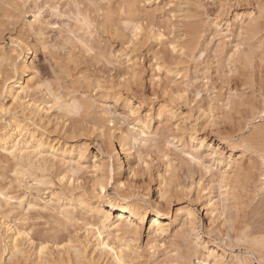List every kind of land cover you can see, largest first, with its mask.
Segmentation results:
<instances>
[{
    "label": "bare ground",
    "instance_id": "1",
    "mask_svg": "<svg viewBox=\"0 0 264 264\" xmlns=\"http://www.w3.org/2000/svg\"><path fill=\"white\" fill-rule=\"evenodd\" d=\"M3 1L0 26L6 12L24 19V4L21 6L17 0L9 4L7 0ZM72 1L77 6L75 27L70 26L67 30L59 28L60 39L54 43L47 37V24L40 10L34 13L33 20L22 22L23 33L33 35L42 44L52 68V78L39 74L38 67L33 64L34 58L28 57L35 51L24 40L16 43L20 51L16 50L17 46L11 49L13 54L5 48L0 50V74L4 73L7 77L2 81L4 84L0 86V92H7L17 108H11L13 114L9 120L0 121V264H145L141 259L140 242L149 219L147 240L150 243L158 242L172 232L175 222L179 223V227L174 229L173 234L182 240L175 244L170 254L155 259L153 264H193L194 256L200 264H230L224 253L203 238L194 208L177 207L171 214L173 198L185 192L175 183L178 156L167 158L169 163L166 168L169 173L171 171L169 176L157 172L158 202H150L146 194L139 190L142 188L134 185L133 179H136L141 167L148 165L144 153L152 152L161 144L167 153L174 149L182 156L187 155L183 161L187 160V164L196 167L205 176L206 184L199 185L203 178L200 177L198 191L204 198L207 214L219 217L227 224L223 235L230 239L233 246L243 245L245 248V253L235 254V261L249 264L256 257L260 264H264L263 231L251 233L248 224L243 230L235 226L240 215L237 191L252 175L251 160L246 164L244 159L246 154L259 159L261 168L255 190H264V134L260 136L258 133L257 140L254 136L256 141H253L251 137L235 139L220 131L221 142L230 150L227 155L219 145L215 147L207 141L210 136L202 135L197 129L200 123L189 119L192 118L187 116L189 112L183 116V123L171 122L174 118L178 119L177 99L184 98V104L190 110L195 107L199 112L197 116H205L204 121L212 123L211 126L230 119L232 111L238 107L249 105V96L236 88L228 86L229 92L227 95L223 93L224 97L217 92L214 78L209 72H204L200 64V69L194 72L186 65L192 57L195 56L198 61L209 52H214L216 58L220 56L222 41L233 30L230 28L233 23L230 25L227 20L224 24L214 19L203 28L199 21L190 18L191 15L181 12L187 9L184 6L188 0L167 2L168 5L174 3L173 8L184 13L180 14L181 19L178 17L181 28L175 36L176 41L173 40V49L187 60L184 62L182 57L172 54L173 60L179 61H171L172 58L167 61L165 55L159 56L157 51L151 59L156 60L157 66L164 67L167 76L174 75L175 81L169 79H173L175 84L176 78L182 80L187 90L189 85L200 80L197 95L205 91L210 97L192 98L193 102L196 100L193 106L190 96L175 94L181 90L180 86L178 88L177 84L173 86L166 82L159 88L168 95L170 103H162L155 114L152 107L142 110L134 97L141 74V41L143 36H147L142 35V31L149 26L153 28V17L156 16L152 7L156 4L155 7L160 8V0ZM234 18L241 21L235 30L238 41L232 46L233 51L228 53L227 59L232 72L237 75L235 85L252 89L258 82L262 89L264 40L258 34L264 29V21L253 11L245 15L236 12ZM156 32L150 29L149 36H163L161 32ZM210 34H213L211 39L202 40ZM114 42L121 45L118 48L122 49L121 52L125 51L127 58L125 65L123 62V66L113 72L112 68L105 70L104 66L117 63L112 48ZM178 84L181 85L180 82ZM37 92L43 97L48 95V98L40 101ZM110 100L124 104V115L120 114L118 120L109 117ZM250 100L253 99L250 97ZM250 104L253 105L251 101ZM261 104L260 108L253 105L252 109L256 116L258 114L263 118L264 100ZM155 116L157 125L154 124ZM198 117L196 121L200 120ZM55 134L65 140L79 138V142L70 145L68 142L60 143L57 137L50 138ZM91 137L102 141V147L99 146L94 154L89 151L90 143L81 140ZM136 145L139 147L137 151ZM90 157L94 160L89 164ZM56 177L60 191L57 189L59 192L52 191L49 197H45L46 190L55 184ZM5 179H8V186H3ZM110 183L116 194L109 192ZM216 188L219 189L217 194L214 191ZM147 202L150 204L147 205ZM32 210L48 218L45 232L37 231L35 225L24 223ZM69 225L83 229V237L77 234L76 238L61 236ZM64 238H67V244L58 246ZM49 242L56 248H51ZM25 244L33 249L32 252ZM156 254L154 250L150 255Z\"/></svg>",
    "mask_w": 264,
    "mask_h": 264
},
{
    "label": "rangeland",
    "instance_id": "2",
    "mask_svg": "<svg viewBox=\"0 0 264 264\" xmlns=\"http://www.w3.org/2000/svg\"><path fill=\"white\" fill-rule=\"evenodd\" d=\"M1 1H3V0H0V6L2 7ZM12 1L13 0H11V1L7 0V3L8 4L12 3ZM17 1H18V3L21 2V6H23L22 4H24V6H25L24 7L25 12H24V17H23L24 19H21L17 16H14L13 13L8 12V14H7V12L6 13L4 12L5 16H3L4 18H2L4 20H1L3 22L1 23V26H0V50H1V48H5L6 50L10 51L13 47L15 48L17 46L16 43H19L20 41L24 40V42L27 45H30V47H33V50L35 51L33 54L29 53L28 57H30L31 59L34 58L33 64L38 67L39 74L44 75L45 77H51L52 78L53 77L52 76L53 75L52 74V68H51L50 63L46 59V55L44 54L42 44L40 42H38L33 35L28 34V33H23L22 22L24 20H26V21L33 20L34 19V13L37 12L38 10H40V12L42 14V19L47 24L46 30H45L46 33L48 34L47 37L49 36L48 38L50 39V42L54 43V42H56V40L60 39L59 38V28L67 30L70 26L75 27V24H76L75 23V14L77 13V6H76L75 2H73L72 0H17ZM17 1L15 0L13 2H17ZM80 1H85V0H80ZM169 1L170 0H160L159 1L160 2V8L155 7L156 4H154V7H152V8H153V10L155 9L154 16H156V17H153L154 18V21H153L154 25L152 24L153 28H151V26H149V28L146 31H142L143 32L142 35L146 34L147 36H143L142 41H141V48H140V55H139L141 58L140 59L141 74H140L139 86L136 87V89H137L136 93L137 94L134 97V101L136 103H140L142 110L149 109L150 107H152L155 111V114L157 112V109H159V106L162 103H165V102L167 104L170 103V101H168V98H169V97H167L168 95L165 93L163 94L162 90L159 87L162 84L164 85L167 83H170L171 85L174 86L175 83L173 82V79L175 81V77L173 78L174 75H170L171 77L167 76L168 73L165 71L164 67L161 68L159 65L157 66V64L155 63L156 60L151 59V57L153 56L155 51H157L159 56L165 55L164 58H166V60L172 58L173 55H174V57H179V58L182 57L181 59L184 62L187 60L185 57L180 56L181 54L179 51L177 53V51H175L173 49V40L176 41L175 36H176V34H178V29L181 28V26L179 25L180 24L179 18L181 19L182 14L186 13L189 16L191 15L190 18L191 19L193 18V20H195L197 22L199 21L198 22L199 25H201V27L203 26V28H205L207 26L206 24H208L210 21L214 22L215 21L214 19L220 20L224 24L228 20V22H230V25L233 23L232 26L230 27L233 29V30L231 29L233 32L230 31V33H228L229 37L228 36L225 37L226 40L224 38L222 41L223 45L225 47L223 45H221V51H220L221 54L219 53L221 58H220V56H218L220 59L218 57L216 58L213 55L214 52H209L208 54H204L203 58H200L198 60L199 63H198V61H196V57L194 56L190 60L187 61L189 63L186 62L187 63L186 65L189 66L191 68V71H193V72L196 69H200V66H202V68H204L203 71L209 72V74H211L212 78H214L213 80H214V82H216L215 85L217 86L216 91L217 92L219 91V93H221V94L224 93L225 95H227L226 93L229 92V90H227L228 86H231L234 89L236 88L238 91L244 92V94L247 95V97L249 96V98H248L249 99V101H248L249 105H247L248 104L247 103L246 105L240 106L241 107L240 109L238 107L237 109L232 111L230 119L229 118L224 119V121L222 120L221 122H218L217 125L213 124L211 126L212 123L207 122L208 123L207 124L204 121V120H206L205 116H200V118L198 117L199 112H197V109H195V107H194V109L190 110L191 108L188 105L184 104L185 103L183 100L184 98L182 99L183 101L181 99L180 100L177 99L176 101L178 102V105H179V110H178L179 111V115H178L179 120L174 118V120H172L171 122L177 123L179 121L180 123H183V121H184L183 116L189 112L187 114V116L190 115L192 117L189 119L193 120V122H197V123L199 122L200 123V125L197 126V129L202 133V135L210 136V137H207V141L212 142V144L215 147H216V145H219V147L222 150H224L227 155H229L230 150L228 149L227 145H225L223 142H221L222 140H221V137L219 135L220 131H223L226 134L233 136L235 139H238L239 137H241V138L246 137V139L252 138V140H253L254 138L256 139V136L258 137V133L260 136L264 134V116H263V118L261 116H259L258 114L256 116L255 113L253 112V109H252L253 105L254 106L256 105L259 108L262 105L261 103L264 100V97H263L264 86L261 89L259 86L260 83L257 82L255 88L253 87L252 88L253 90H252L251 88H247L246 86H243V85H238V84L235 85V83L237 81V78H236L237 75H234V73L232 72L230 61H228V59H227L229 54L233 51L232 46H234L235 43L238 41L235 30H236L237 25L241 22L239 19L236 20L234 18V14L236 12H239V13L245 15V14H248L249 12L253 11L258 16L262 17V20L264 21V0H188L187 5L184 6L185 8H187L186 9L187 11L186 10L181 11L184 13H181L180 10L178 11V8H176V9L173 8L174 3L171 5H168ZM3 4L6 5V3H3ZM180 14H181V16H180ZM247 17L248 16H246V18ZM174 25H175V27H174ZM160 27H161V29H160ZM150 29H153L154 31L156 30L157 34H160L158 32H161V34H163V36L161 35L162 36L161 37L160 35H158L155 38L154 37L151 38V36H149ZM258 35L263 36V40H264V29H263L262 33H260ZM212 36H213V34H210L209 37H204V39L202 38V40H204V41L209 40L212 38ZM158 37H160V38H158ZM169 39H171V40H169ZM217 39H219V38H217ZM216 43H218V40L216 41ZM120 46L121 45L117 44V42L113 43L112 48H113L114 54H116L115 60L117 63L116 64L113 63L112 65L111 64L109 65V63L106 64V66H104L105 70H107V69L110 70L112 68V71L114 72L115 70L119 69L121 65L122 66H123V64L125 65L124 61H126L127 55H125L126 53L124 50L122 52L120 51V50H122L121 48H118ZM16 50L20 51L18 46L16 47ZM149 50H150V52H149ZM11 53L13 54L14 51H12ZM15 54H16V52H15ZM175 55H178V56H175ZM212 56L214 58H212ZM179 58H177V59H179ZM173 59L174 58H172L171 61ZM194 60H195V62H194ZM167 61H170V60H167ZM173 61H179V60L175 59ZM227 61L229 63H227ZM199 64H200V66H199ZM192 68L193 69L195 68V69L193 70ZM106 73H109V72L106 71ZM5 77H6V74L5 75H4V73L0 74V86H2L4 84V82L2 83V81L5 80ZM169 78H173V79H169ZM176 81L178 83L179 82L181 83V85H180L176 82L177 87L178 88L181 87V90L178 91L179 93H175V94L181 93V94L188 95V97L190 96L189 98H190L191 104L193 106L196 104V100L193 102L192 101L193 99H195V98H197V99L209 98L210 97L208 95L209 93H207L205 91H202L200 93V95H197V89L199 88L200 80H196L194 82V84L189 85L188 90H187V85L183 84L182 80H179V79L177 80V78H176ZM229 83H231V84H229ZM184 86H185V88H184ZM250 89H251V91H250ZM185 90H186V92H185ZM43 92H44V94H47V92L45 93V90ZM39 93L37 92L38 95L37 94L36 95L43 97V96H41L42 93H40V95H39ZM0 94H1L0 95V121L5 122V120H9L11 115L13 114V111L11 110V108L12 109L14 108V110H17V108L15 109V107H14L15 105L12 102L13 99L7 94V92L3 91V93H2V91H1ZM224 94H223V97L225 96ZM250 95H252V96H250ZM33 97L38 98L35 95ZM40 97L38 98V99H41L40 101H45V99L48 98V95L44 96L43 98H40ZM250 97L253 100H250ZM254 98H255V100H254ZM250 101L253 105L250 104ZM109 102H110L109 103L110 104L109 117L114 119V120H118L121 117L120 114H122L124 112V104L122 101L118 102L117 104L112 100H110ZM18 110H19V107H18ZM11 111H12V113H11ZM51 112H54V110H51ZM122 115H124V114H122ZM253 115L256 117L254 118ZM197 117L200 119L199 121H196ZM261 118H262V120H261ZM129 119H132V118H129ZM261 123H263V124H261ZM154 124L157 125L156 116H155ZM218 125H219V127H217ZM260 133H262V134H260ZM56 137H57V140L59 139L61 141L60 143L68 142L69 145L72 143L76 144L79 142L78 141L79 138L73 139V140L72 139L71 140L70 139L65 140L64 138H62V137L60 138V136H58L56 134L51 136L50 138L54 139ZM249 137H251V138H249ZM91 138H89V139L84 138L81 140H83V142L87 141V143H90L89 151L92 154H94V153H97V148L99 146H101L100 144L102 143V141L101 140L97 141L93 137H91ZM255 139L253 141L257 140V139L255 140ZM163 141H162V143H163ZM160 146L161 147H159V148H155V149L151 150L152 152L149 151L150 153L148 152V154L144 153V158L148 162L147 163L148 168L146 167V165H144L146 168L144 166L141 167L142 170H140V173H138L139 177L137 175L135 177L136 179H133V181L135 182L134 185H136V186L138 185L139 188L140 187L142 188L139 190L141 191V193L146 194L147 199H149L150 202H153V200H157L156 202H158L159 201L157 199L158 198V191H157L158 190V173L163 172V175L169 176L171 171H170V173L167 171V168H168L167 165L169 163L168 159L171 157L178 156L179 159L177 161L179 162L178 166H179L180 170H179V168H177L175 170L176 173H178V176L176 178L175 183L179 184L180 187L184 188L185 192L182 194H179L173 198V202L170 205L171 214L172 213L174 214L177 207L182 206V207L194 208L198 214V222H199L198 225L200 226L202 236L206 241L209 242V245H211L212 247L217 249L220 253H224L226 258L229 260L230 264H248L246 262L235 261V258H234L235 254L245 253V248L243 245H242L243 247L238 246V245L233 246L232 245L233 243L231 244L230 239L226 235H223L227 231V227H228L227 224L224 223V221L221 220V218L211 217L207 214V210L204 207V198L202 197L201 192L198 191L199 187L204 186L206 184V181L204 178L205 176H202L201 172L199 170H197L196 167L190 166L189 163L187 164V162H185L187 160L183 161V159H185V157L187 159V155L184 156V154H183V156H182L181 155L182 153H179V152L176 153V151H174V149L168 150V153H167V151H165L167 149H164L165 146H163L162 144ZM138 148L139 147L136 145V147H135L136 151ZM206 149H208V148H204L203 150H206ZM162 150H164V151H162ZM165 152L167 155L165 154ZM92 154H90V156H93ZM168 154L170 155V157L168 156ZM234 156L237 157L238 154L236 152H234ZM91 158L92 157H90V159L88 160L89 164L92 162V160H94V158L93 159H91ZM165 158L166 159L168 158V159L166 160ZM244 159H245L246 164H248L250 160L253 161V162L250 161V163L252 165L254 164V166L251 165V167H252V173L251 174L252 175H250L248 178H246L244 180L243 185L240 186L238 188V191H237V195L239 196L238 207L240 208V215L237 217V220L235 222V226L237 227L238 230H243L244 227L246 226V224H248L249 232L256 233L257 231H259V232L263 231V233H264V190L263 191L255 190L256 185L258 183V175L260 172L261 164H260V161H257L259 159L256 160L255 155H254V157H252V155L248 156V154H246ZM182 164L183 165L185 164V165L183 166ZM181 166H183V167H181ZM169 168H171V167H169ZM172 168H174V167H172ZM190 168H191V170H190ZM174 169L172 170V172L174 171ZM200 177L201 178L203 177L202 180L200 181V184H199V185H201L203 183L201 186L198 185V182L201 179ZM127 179L128 178L123 177V180L126 181ZM7 181H8V179L3 180V186H8V185H6ZM58 181H59L58 177H56L55 181H54V183L56 185L53 184L52 186L49 187L50 189L48 188L46 190V193L44 194L45 197H49V195L52 191H54V192L58 191V190L60 191V183ZM112 183H110L111 186H109V192L112 194L113 193L116 194L115 189L113 188L114 183L113 184ZM209 186H211V184ZM21 191H23V189H21ZM214 191H215V194H217L219 189L216 188V190H214ZM121 192H125V191H121ZM150 202H147V205H149ZM19 210L22 211V209H19ZM41 214L42 213H40L36 210H32V212L30 211L28 214L30 216L27 219L28 222L25 221L24 223L26 225H28V224L35 225L34 227H36L37 231L38 230L39 231L44 230L43 232H45V226H46L45 222L47 221L46 219H48V218L45 217V215L43 216V214L42 215ZM18 217H21V215H19ZM168 221H170V220H166L165 222H168ZM149 225H150V219L148 220V223L145 226V234H144V236L140 242V245H141L140 252H141V256H142L141 259L145 264L148 262H150L148 264H153L155 262V259L157 260L159 258L160 259L165 258V256L167 255L166 253L170 254L172 252V249L175 248V244L180 243L182 241L181 238L174 236V234H173L174 229L175 228L177 229L179 227V223L175 222L174 225L172 226L173 227L172 232H170L166 236H163L161 238L163 240L160 239L158 242H151L150 243L147 240L148 239L147 238V231H148ZM83 232H84L83 229H79V228H76L75 226L69 225L68 230L65 231L64 234H60V235L61 236L63 235L64 237L66 235H70V236L75 237V235L77 234L78 236L80 235L81 237H83V235H84ZM36 236L37 235H35V237ZM66 241H67V238H64L63 241L61 242V244H59L58 246L61 247L62 243L67 244ZM49 245L51 246V248H56V246H54V245L52 246V242H49ZM230 245H232L233 247H231ZM25 246H27V245L25 244ZM27 248H29L28 250H30V252H32L33 249L30 248V246H27ZM154 250H156V252H157V254H156L157 257H156V255L155 256L150 255ZM196 257L197 256H194V258H193V262H194L193 264H200L198 262L199 261L198 258H196ZM148 258H150L151 260H149ZM257 260L258 259L256 257L252 258V262L249 264H260L259 260L258 261Z\"/></svg>",
    "mask_w": 264,
    "mask_h": 264
}]
</instances>
